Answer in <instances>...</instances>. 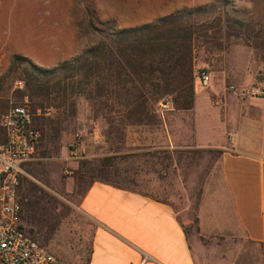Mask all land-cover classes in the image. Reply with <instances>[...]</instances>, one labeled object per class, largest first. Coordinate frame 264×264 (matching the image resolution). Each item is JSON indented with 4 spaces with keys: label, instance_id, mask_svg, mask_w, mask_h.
Returning a JSON list of instances; mask_svg holds the SVG:
<instances>
[{
    "label": "rangeland",
    "instance_id": "374dc122",
    "mask_svg": "<svg viewBox=\"0 0 264 264\" xmlns=\"http://www.w3.org/2000/svg\"><path fill=\"white\" fill-rule=\"evenodd\" d=\"M60 1L59 10H68L72 15L68 19L72 20L70 25H76L80 51L99 41V29L156 22L163 16L167 19L162 31L169 45L183 47V35L192 31L191 106L195 102L197 73L202 67L211 71L212 81L198 89L230 93L233 107L264 97V0H124L122 16L118 18L100 16L101 0ZM130 5L136 8L127 9ZM160 7L167 12L152 18L131 16L155 13ZM172 27L175 31H168ZM5 63L0 60V111L11 104L29 103L34 124L42 130L37 156L28 163L20 190L22 223L28 234L66 264H86L89 236L82 230L88 225L77 205L89 183L101 177L171 202L203 264H245L238 236L235 241L224 235L207 236L198 223L203 196L210 182H217L212 177L217 170L219 149L157 148L148 141L149 132H153L149 129L164 125L168 119V112L159 107L160 102L185 94L187 84L179 92L154 100L153 109L148 112L133 104H115L114 109L100 102L95 104L89 98L91 85L76 87L70 98L56 107L52 101H43L37 85L25 82L20 71H11L10 61ZM182 78L187 80L188 76ZM87 104L91 107L86 108ZM196 104L204 107L208 100L199 98ZM47 107L50 113L43 111ZM179 109L183 108L175 111ZM190 109L189 116L193 108ZM200 112L197 110V114ZM93 119L101 122L98 132L108 142L107 154L97 158L88 157L83 150L73 151L71 144L81 125L93 124ZM128 125L137 127L143 143L138 144L139 149L127 144ZM214 126L218 138L220 124L215 121Z\"/></svg>",
    "mask_w": 264,
    "mask_h": 264
},
{
    "label": "crops",
    "instance_id": "0c3cea01",
    "mask_svg": "<svg viewBox=\"0 0 264 264\" xmlns=\"http://www.w3.org/2000/svg\"><path fill=\"white\" fill-rule=\"evenodd\" d=\"M101 1V17L122 16L124 0ZM60 2L0 0V60L9 63L13 53H20L41 66L52 67L77 54L81 50L78 31L76 25H70L69 11L59 10ZM164 11L160 7L155 13L131 16L152 18ZM198 86L191 107L170 98L168 119L149 129L153 131L149 132V144L170 149H219L212 177L217 182H210L198 208L201 232L232 237L233 241L238 236L245 264H264V97L248 99L236 108L231 106L230 93L200 91ZM199 98L207 99L208 105L197 106ZM197 110L201 112L197 114ZM215 121L220 124L218 138ZM91 122L81 125L83 138L76 150L85 151L90 158L102 157L107 154V138L98 132L101 122ZM127 129V144L139 149L138 144L143 143L137 127L128 125ZM77 208L88 225L82 230L89 236L88 264H203L175 206L167 200L97 177L87 186Z\"/></svg>",
    "mask_w": 264,
    "mask_h": 264
},
{
    "label": "trees",
    "instance_id": "16d2710c",
    "mask_svg": "<svg viewBox=\"0 0 264 264\" xmlns=\"http://www.w3.org/2000/svg\"><path fill=\"white\" fill-rule=\"evenodd\" d=\"M166 19L163 16L156 22L99 29L100 38L95 45L52 67L13 53L10 70L20 71L25 82L37 85L42 100L52 101L56 107L68 100L76 87L83 89L91 85L89 98L95 104L100 102L111 109L115 104H133L148 112L153 109L154 100L179 92L186 84L187 91L176 96L175 101L190 107L194 94L190 64L193 32L183 35L186 38L183 47L171 46L162 31ZM185 74L187 80L182 78Z\"/></svg>",
    "mask_w": 264,
    "mask_h": 264
},
{
    "label": "built area",
    "instance_id": "2783aa9c",
    "mask_svg": "<svg viewBox=\"0 0 264 264\" xmlns=\"http://www.w3.org/2000/svg\"><path fill=\"white\" fill-rule=\"evenodd\" d=\"M196 79V84L205 88L211 84L212 73L202 67ZM170 107V98L160 102L162 111ZM50 110L47 107L43 111ZM81 136L80 131L76 132L71 143L73 151ZM40 142L41 131L34 124L29 103L11 104L0 111V261L4 264H66L28 234L22 223L20 190L26 167L36 158Z\"/></svg>",
    "mask_w": 264,
    "mask_h": 264
}]
</instances>
